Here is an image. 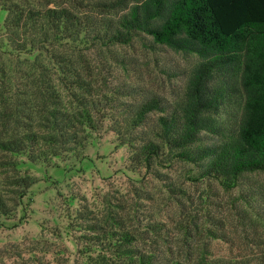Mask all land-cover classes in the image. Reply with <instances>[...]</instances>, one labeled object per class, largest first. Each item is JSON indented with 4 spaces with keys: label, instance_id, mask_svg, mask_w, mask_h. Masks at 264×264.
<instances>
[{
    "label": "trees",
    "instance_id": "16d2710c",
    "mask_svg": "<svg viewBox=\"0 0 264 264\" xmlns=\"http://www.w3.org/2000/svg\"><path fill=\"white\" fill-rule=\"evenodd\" d=\"M135 40L153 54L197 57L190 74H174L187 81L173 102L132 83L136 67L115 50ZM26 55L35 59L21 65ZM105 129L129 149L133 171L160 179L190 167L200 181L241 191L247 252L203 250L192 263L143 247L147 233L131 223L155 234L160 226L139 221L150 196L133 189L135 199L106 195L99 210L84 205L71 217L79 264H264V195L256 205L249 179L264 173V0H0V229L39 183L25 165L79 157Z\"/></svg>",
    "mask_w": 264,
    "mask_h": 264
},
{
    "label": "rangeland",
    "instance_id": "374dc122",
    "mask_svg": "<svg viewBox=\"0 0 264 264\" xmlns=\"http://www.w3.org/2000/svg\"><path fill=\"white\" fill-rule=\"evenodd\" d=\"M77 50L85 53L87 60L96 61V54L81 46ZM115 52L136 67L137 76L130 71L132 83L172 102L182 93L187 81L186 76L176 78L174 74L182 69L190 74L198 62L195 56L167 49L153 54L144 49L140 40ZM24 58L20 63L26 66L35 55ZM109 66L120 72L112 62ZM129 153L127 147L118 143L116 135L105 129L92 136L79 157L56 160L50 168L25 165L23 170L38 178L39 183L31 189L17 213L2 221L0 264H40L37 260L46 264H79L83 261L76 241L80 233L69 230L71 217L84 205L99 210L106 195L134 198L133 189L150 196L138 208L139 221L160 226L155 234L137 221L131 223L134 231H146L148 240L142 242L143 247L151 246L170 258L192 263L198 262L203 250L216 257L247 252L243 227L237 218V211L244 208L238 199L241 191L228 192L215 182L200 181L190 167L164 170L160 179L143 170L133 171L128 166ZM249 179L253 190L259 193L256 195L259 205L260 195H264V173L251 174ZM242 191L255 194L249 187ZM38 242H47L52 247L38 252L28 249ZM57 249L62 253L59 262L54 255Z\"/></svg>",
    "mask_w": 264,
    "mask_h": 264
}]
</instances>
